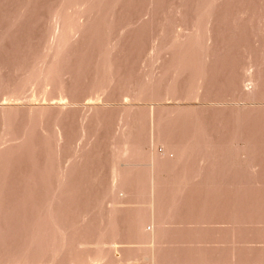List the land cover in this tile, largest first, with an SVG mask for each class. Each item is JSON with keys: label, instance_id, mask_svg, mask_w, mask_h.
<instances>
[{"label": "rangeland", "instance_id": "obj_1", "mask_svg": "<svg viewBox=\"0 0 264 264\" xmlns=\"http://www.w3.org/2000/svg\"><path fill=\"white\" fill-rule=\"evenodd\" d=\"M0 264H264V0H0Z\"/></svg>", "mask_w": 264, "mask_h": 264}, {"label": "bare ground", "instance_id": "obj_2", "mask_svg": "<svg viewBox=\"0 0 264 264\" xmlns=\"http://www.w3.org/2000/svg\"><path fill=\"white\" fill-rule=\"evenodd\" d=\"M87 243V242H86ZM81 246V245H80ZM83 246V245H82ZM87 247V246H86ZM91 247V246H90ZM81 248V247H80ZM83 249V248H82ZM88 259V258H87Z\"/></svg>", "mask_w": 264, "mask_h": 264}]
</instances>
